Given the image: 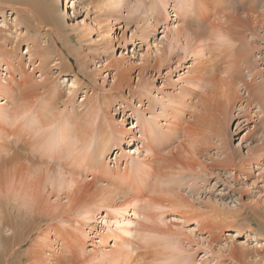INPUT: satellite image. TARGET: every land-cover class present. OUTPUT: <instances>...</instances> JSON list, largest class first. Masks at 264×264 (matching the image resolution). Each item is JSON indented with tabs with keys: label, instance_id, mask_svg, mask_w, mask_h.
I'll return each mask as SVG.
<instances>
[{
	"label": "rangeland",
	"instance_id": "1",
	"mask_svg": "<svg viewBox=\"0 0 264 264\" xmlns=\"http://www.w3.org/2000/svg\"><path fill=\"white\" fill-rule=\"evenodd\" d=\"M92 2L55 0L57 33L50 0H27L16 11L0 12V55L13 49L17 67L10 78L15 97L0 116L1 157L38 160L43 165L30 167L35 177L55 179L61 172L73 183L67 202L66 189L35 180L32 207H20L30 232L19 237L9 264H97L91 259L102 248L118 251L114 228L103 229L100 219L113 208L99 210L92 221L83 215L86 207L104 203V187L116 193L112 199L105 190L114 208L122 199L140 200L141 192L140 207L145 192L148 201L163 194L145 225L133 217L131 232L121 234V242H132L136 264H264V105L255 95H264V0H115L105 9L101 0ZM233 72L241 83L236 93L251 107L245 99L232 102L235 89L226 75ZM245 81H252L251 90ZM29 95L31 105L23 101ZM231 103L235 108L226 112ZM10 114H20L15 126ZM40 115L51 121L45 136L36 130ZM65 118L78 120L86 141H51ZM103 129L114 139L100 155ZM218 132L224 141L215 138ZM39 136L46 147L35 149ZM65 148L78 156L65 160ZM81 153L85 159L77 161ZM124 169L131 179L120 183L117 171Z\"/></svg>",
	"mask_w": 264,
	"mask_h": 264
},
{
	"label": "bare ground",
	"instance_id": "2",
	"mask_svg": "<svg viewBox=\"0 0 264 264\" xmlns=\"http://www.w3.org/2000/svg\"><path fill=\"white\" fill-rule=\"evenodd\" d=\"M4 1V0H3ZM2 1V2H3ZM23 1H26L27 2V0H6L5 2H10L9 4H8V7H6V6H4V5H2L3 3L2 2H0V12H1V14H3L4 13V8H9V9H11L12 11H16V5L17 4H21V3H23ZM59 1V0H58ZM75 1V0H74ZM76 1H78V0H76ZM85 2L86 3H91V4H94V2H92V0H85ZM99 2H100V0H99ZM114 2H115V0H101V3H102V5H103V8L105 9L106 7H110L112 4H114ZM250 2H252V0H250ZM50 3L51 4H49L50 6H52L53 8H55V10L54 9H51V7L49 8V9H51V10H53V11H51V12H53V14L54 15H56V19L54 20V17H50V22H51V24H52V27L54 28L53 30H54V32L55 33H57V30H58V27L60 26V23H59V21H58V19H59V17H58V11H56V3H55V0H50ZM45 4H47V3H45ZM44 4V5H45ZM90 5V4H89ZM46 6V5H45ZM48 6V5H47ZM173 8H174V4H173V6H172ZM18 10V9H17ZM47 11H48V9H47ZM60 11V10H59ZM178 11V10H177ZM176 11V12H177ZM50 12V13H51ZM52 14V13H51ZM177 14V13H176ZM227 18V17H226ZM229 18V17H228ZM239 19H240V17H238ZM253 18V17H252ZM255 18V17H254ZM253 18V19H254ZM37 19V18H36ZM53 19V20H52ZM218 19V18H217ZM245 19H250V18H245ZM53 21H54V23H53ZM241 22V21H240ZM246 22H247V20H246ZM249 23V22H248ZM177 30V29H176ZM53 32V33H54ZM178 33V32H177ZM173 34H174V32H173ZM178 35H179V33H178ZM222 35V34H221ZM174 36H175V34H174ZM176 36H177V34H176ZM225 36V35H224ZM244 36V35H243ZM16 37H17V35H16ZM224 39V38H223ZM223 39H220V40H223ZM209 40V39H208ZM219 40V41H220ZM210 41V40H209ZM221 42V41H220ZM220 42H219V44H220ZM229 43V42H228ZM26 45H27V47H26V52L27 53H30V48H29V46H30V44L29 43H26ZM247 45H249V44H247ZM219 46V45H218ZM250 46V45H249ZM211 47V46H210ZM216 48V47H215ZM11 49V48H10ZM16 49V48H15ZM242 50H244V48H242ZM5 51H7L6 52V54H7V56L5 57V56H1L0 55V116L3 118V117H5L6 116V111H8V110H6L7 108H8V106H10V105H8L9 104V100L10 99H12L11 98V95L12 96H14L15 97V95H13L14 94V92H15V90L13 89V87L11 86V80L12 79H10V78H12V72L17 68L16 66H15V62H14V59H11V57H12V55L14 54V50L12 49V50H5ZM211 51V50H210ZM220 51V50H219ZM223 51H224V49H223ZM241 51V50H240ZM209 53H212V52H209ZM244 54V53H243ZM246 54V53H245ZM31 55V54H30ZM30 55H29V57H30ZM210 55V54H209ZM212 55V54H211ZM210 55V56H211ZM218 55V54H217ZM14 56V55H13ZM219 56V55H218ZM242 56L243 55H241V54H239V58H242ZM224 57V56H223ZM237 57V56H236ZM238 58V57H237ZM12 60V61H11ZM240 61V60H239ZM237 63V62H236ZM19 64V63H18ZM227 65V64H226ZM231 69V67L229 68V69H225V70H230ZM216 70V69H215ZM239 70H241V68H238V70L236 71V73L237 72H239ZM207 71V70H206ZM227 71H224L225 73H227ZM233 71V70H232ZM235 72H233V73H228V75H226V76H228L229 78H230V84H232L233 85V88L235 89L234 91H233V100H232V102H234L236 99H238V102H240V101H242L243 99H245L243 96H238V93H236L237 91L239 92V90L238 89H240V87L238 88V86H240L241 85V83L238 81V80H235V78L234 77H236L235 76V74H236ZM215 74V73H214ZM238 75H240V74H238ZM225 76V77H226ZM223 78V77H222ZM241 78V77H240ZM219 79V78H218ZM225 79V78H224ZM221 80V78L219 79V80H217L218 81V84H221V83H219V81ZM225 81V80H224ZM226 82H228L229 83V81L227 80ZM237 82L238 83H240V85L239 84H237ZM227 83V84H228ZM198 84V83H197ZM206 84V83H205ZM222 84H223V81H222ZM252 84V81L251 82H247V81H245V82H243L242 83V85H244V87H245V90L246 91H249V90H251L253 87V85H251ZM226 85V84H225ZM212 86H213V84H212ZM220 86H222V85H220ZM220 86L218 85V89L219 90H221L222 88H220ZM226 87H227V85H226ZM225 87V88H226ZM228 87H229V84H228ZM213 88V87H212ZM231 87H229L228 89H230ZM256 88H257V86H256ZM259 88V87H258ZM223 89H224V87H223ZM13 90H14V92H13ZM225 90V89H224ZM254 90V89H253ZM30 91V90H29ZM231 90H229V92H230ZM223 92V91H222ZM227 92H228V90H227ZM13 93V94H12ZM240 93V92H239ZM224 94H225V92H224ZM236 94V95H235ZM28 95V94H27ZM255 95H257L256 97H257V99L258 100H260L258 103H260V105L262 104V105H264V95H262V94H255ZM19 96H21V95H19ZM254 96V95H253ZM22 97V96H21ZM21 97H20V99H21ZM29 97H30V95L28 96V98H26L25 99V97L23 98L24 100L23 101H25L26 100V102H27V99H29ZM232 97V96H231ZM252 97V96H251ZM229 100V99H228ZM2 101V102H1ZM15 100H13V102H14ZM22 101V100H21ZM201 101V100H200ZM12 102V101H11ZM29 102H30V100H29ZM32 102V101H31ZM31 102H30V104L28 103H25V104H27V105H31ZM231 102V101H230ZM237 101H235V103H236ZM245 102H246V106L248 107V106H250L251 107V104H250V102H249V100H247V99H245ZM14 103H16V102H14ZM17 104V103H16ZM15 104V105H16ZM234 104V103H233ZM232 103L230 104V106H229V109L227 110V108H226V112L227 111H231L232 109H234L235 108V106L233 105ZM11 105L13 106L14 104H12L11 103ZM18 105V104H17ZM22 103L19 105V107L21 108L22 107ZM44 105V104H43ZM14 107V106H13ZM23 107H25V106H23ZM31 107V106H30ZM233 107V108H232ZM15 108H17V107H15ZM28 108V107H27ZM27 108H23L24 109V112L25 111H27ZM50 108V107H49ZM259 108V107H258ZM42 109V108H41ZM6 110V111H5ZM35 110V109H34ZM20 111H22L21 113H23L24 114V112H23V110H19V112ZM40 111V110H39ZM45 111V110H44ZM9 112V111H8ZM18 112V111H17ZM48 112V111H47ZM26 113V112H25ZM28 113V112H27ZM38 113V112H37ZM49 113H50V117H53V114H52V112H50L49 111ZM48 113V114H49ZM8 114V113H7ZM14 114V113H13ZM30 114V113H29ZM9 115V114H8ZM11 115V114H10ZM20 115V114H19ZM19 115H11V117L13 116L14 117V119H13V124L15 123V120H17L18 118H19ZM43 115V114H42ZM44 115H45V113H44ZM84 115V114H83ZM41 116V115H40ZM71 116V115H70ZM68 117H69V115H68ZM72 117V116H71ZM74 117V116H73ZM79 116H77V118H78ZM41 118H42V116H41ZM21 119H23V118H21ZM26 119H27V117H26ZM37 118H35V120H36ZM43 120H39L38 122H37V132L39 133V131L41 132L40 133V136H42V135H44L45 133H47V132H45L46 130H49V129H47V128H49L50 126H51V121H50V119H48V118H46V117H44L43 116V118H42ZM53 119V118H52ZM57 119V118H56ZM70 118H65V122H63V125H61L60 124V128H58L57 130L58 131H55V132H57V133H55V135L54 134H50V135H54L53 136V138L52 137H50L51 138V141L52 140H54V141H52V142H60V144L61 143H64V142H66L65 144H68L69 146H71L72 145V140H74L77 144H78V142L80 143V142H82V140H83V142L84 141H86L85 140V137H84V132L83 131H81L79 128H80V125H79V123L78 124H76V122H78V120H76V122L74 123V121H75V119L74 120H69ZM72 119V118H71ZM34 120V119H33ZM58 120V119H57ZM261 120L264 122V118H261ZM58 121H61V120H58ZM121 121V120H120ZM137 121L138 120H136V123H137ZM36 122V121H35ZM55 123V122H54ZM58 124V123H57ZM167 124H170V123H167ZM166 124V125H167ZM3 125H5V124H3ZM8 125V124H7ZM11 125V124H10ZM9 125V126H10ZM21 125V124H20ZM166 125H164L165 126V129H167L166 131H168V129L170 130V128L168 127V126H166ZM170 125H173V124H170ZM12 126H15V124L14 125H12ZM11 126V127H12ZM59 126V125H58ZM137 126V125H136ZM1 127V126H0ZM16 127H17V125H16ZM36 127V126H35ZM109 127V126H108ZM107 127V128H108ZM120 129H121V127L119 128V131H120ZM0 131H3V130H0ZM175 131V130H174ZM117 132H118V130H117ZM123 132V131H122ZM122 132H120V133H122ZM7 133H8V131H7ZM54 133V132H53ZM9 134V133H8ZM11 134V133H10ZM100 134H101V141H100V148L99 149H102L101 151H100V155H103L106 151H108L109 150V148H108V145H109V143H110V141L112 140V139H114V137L113 136H111L110 135V133H109V130H105V129H103L101 132H100ZM34 135V134H33ZM46 135V134H45ZM44 135V136H45ZM13 136H14V134H13ZM23 136V135H22ZM38 136V135H37ZM39 136V137H40ZM116 136V135H115ZM67 137H69L68 138V140L66 141V139H67ZM96 137V136H95ZM94 137V138H95ZM188 137V136H187ZM1 138V137H0ZM2 138H3V135H2ZM1 138V139H2ZM37 138L38 137H35L34 138V142L37 140ZM41 138V140H42V137H40ZM118 138V137H117ZM215 138H219L220 140H222V141H224V132H218V133H216V135H215ZM21 139V138H20ZM16 140V139H15ZM22 140V139H21ZM99 140V139H98ZM120 140V139H119ZM23 141V140H22ZM46 141V140H45ZM34 142H32V144L30 145L33 149L32 150H35V149H39V147L40 148H42V147H46L45 146V143H44V141L42 140V141H38L39 143H38V145H34L33 143ZM47 142H48V140H47ZM75 142H73V143H75ZM4 143V142H3ZM36 143V142H35ZM50 143V142H49ZM99 143V142H98ZM26 144V143H25ZM64 144V145H65ZM83 144V143H82ZM81 145V144H80ZM2 146L4 147V145L2 144V145H0V152H4L5 153V147H4V149L2 148ZM34 146H35V149H34ZM26 147V146H25ZM263 147H264V143H263ZM9 148V147H8ZM7 148V149H8ZM67 149H68V147H66ZM65 148V149H66ZM81 147H79V149H80ZM6 149V150H7ZM65 150V152H64V155H65V157H64V155H63V157L65 158V160H66V156H68V158H67V160L68 159H70V160H74V158H76V156L75 155H77L78 156V153L76 152V153H74L75 152V150H73V149H71V151L70 150ZM138 149V148H137ZM136 149V150H137ZM12 150V149H11ZM74 151V152H73ZM28 152V151H27ZM45 152V151H44ZM147 152H149V151H147ZM52 153V152H51ZM139 153V152H138ZM2 154V153H1ZM0 154V264H9V258L8 257H10L11 255H14V256H16L17 255V247H18V244H19V242L20 241H18V240H21V239H19V237H25L26 236V234L28 235L29 234V232L30 231H28V223H26L24 220H22L23 218H24V211L23 210H20V207H27V208H31L32 207V205H33V202L35 201V198H34V189H35V180H39L41 183H42V185H43V181H45V182H47V181H49L48 183H50L51 185H53L52 187H54L55 189H59L58 190V192H60L61 190H63V189H66L65 190V192H67V193H65L64 192V198L67 200V202H69L68 200H69V198H67L68 197V191H70L71 189L70 188H72L71 186H73V183L71 182V180H69L68 178H65V176H66V174L65 175H63L64 173H61V172H59V176H57V178H53V176L52 177H50V178H48V176H44V177H42V178H40V177H35L34 176V173L36 174V172H33V170H31L30 169V167L32 168V166L34 165V163L36 164H39V165H43V163H39V161L37 160V161H35V160H31L30 158H26L29 162L28 163H26L27 161H26V159H25V157H24V155H19V154H16V153H13V154H11L10 156H8L7 157V159H5L4 157H5V155H4V157L2 158L1 155ZM28 154V153H27ZM29 154H30V152H29ZM75 154V155H74ZM84 154V153H83ZM86 154V155H85ZM85 154L83 155L84 157H86L87 155H88V153H87V151L85 152ZM82 153L80 154V157L81 158H79V160H77V161H83V159H85V158H83L82 156ZM99 155V156H100ZM75 156V157H74ZM145 156V155H144ZM26 157H27V155H26ZM77 158V159H78ZM89 159V158H88ZM152 159V158H151ZM171 159V158H170ZM59 160V159H58ZM76 160V159H75ZM173 160L174 159H172L171 160V162H173ZM22 163H21V162ZM76 161V162H77ZM85 161V160H84ZM34 162V163H33ZM166 162H167V160H166ZM170 162V161H169ZM68 164V163H67ZM80 164V163H79ZM85 164V163H84ZM87 164V163H86ZM150 164V163H149ZM173 164V163H172ZM78 165V164H77ZM81 165H82V163H81ZM153 165V164H152ZM151 165V166H152ZM170 165V164H169ZM35 166V165H34ZM173 166H175L174 164H173ZM172 166V167H173ZM36 167H38L37 165H36ZM46 167H48L47 165H46ZM82 167V166H81ZM73 168V167H72ZM88 168V167H87ZM108 168V167H107ZM110 168V167H109ZM34 169H36L35 167H34ZM90 169V168H89ZM105 169V168H104ZM129 169V168H128ZM140 169V168H139ZM174 170V169H173ZM43 170H41V172H42ZM106 171V170H105ZM109 171V170H108ZM107 171V172H108ZM140 171V170H139ZM142 171V170H141ZM140 171V172H141ZM175 171H177V170H175ZM41 172H39V173H41ZM134 172V171H133ZM148 172V171H147ZM38 173V172H37ZM38 173V174H39ZM46 174V173H45ZM82 174V173H81ZM110 174V173H109ZM169 174V173H168ZM184 174V173H183ZM108 175V174H107ZM112 175V174H111ZM132 174L130 173V170H126V169H124L121 173L119 172V171H117V177H118V179H119V182L121 181V180H125L126 179V181L128 180V178H130V176H131ZM161 176H163V175H161ZM73 177H75V176H73ZM71 178H72V176H71ZM49 179V180H48ZM75 180H77L76 179V177L74 178ZM131 179V178H130ZM140 179V178H139ZM72 180H73V178H72ZM74 180V181H75ZM84 180V179H83ZM132 181V180H131ZM131 181H129V182H131ZM76 182H78V180L76 181ZM80 182H82V181H80L79 180V183ZM83 184H84V182H82ZM121 183V182H120ZM122 183H126V182H122ZM75 184V183H74ZM89 184V183H88ZM128 184V183H127ZM90 185V184H89ZM157 185V184H156ZM118 186V185H117ZM44 187V186H43ZM83 187V186H82ZM87 187H88V185H87ZM90 187V186H89ZM102 187H104V186H102ZM101 187V188H102ZM123 187V186H122ZM134 187V186H133ZM143 187V186H142ZM91 188V187H90ZM104 189V190H103ZM103 189H101V190H103L101 193H99V194H101V199H102V197L104 196V199H100L99 198V200H95L94 202H98L99 201V203H102V202H104L103 204H100V205H97V206H95L94 208L93 207H86L85 209H84V212H83V215H85V220L86 221H92V220H94V218H97V215L99 214V210H102V211H104L106 208H113L111 211H109L108 213H107V219H104V217H102V218H100L101 220H104L103 221V229H106V230H109L110 228H114L113 229V232H114V245H118V246H116L115 248H117L118 247V251H117V249H114V250H105L104 251V248H102L101 250H99L95 255H93V257H92V259L91 260H93V261H95L97 264H127V262H129L130 260L133 262V264L135 263L136 264V262H137V260L135 259L134 260V258L133 259H130V258H132V255H133V252H132V250H129L128 249V247H130L131 246V244H132V242L131 243H129L128 242V239H127V241L126 242H121L122 241V233H126V234H128V233H130L131 232V230H130V226L134 223V221L132 220V218L133 217H136V218H139V220L141 221V220H143V222H141V224L143 223V225H145L144 224V222H146V221H148V216L147 215H150V213H148L149 212V210H150V212H151V210H157V209H159L158 207H161L162 205H158L157 204V200H160L159 198H161L162 197V195L160 196V197H156L157 198V202L154 200L155 199V197H152V198H154L153 200L152 199H149V201H148V198H147V196L145 195V193H144V196L146 197L145 199H146V202L147 203H144L145 202V199H144V201H143V207H140V203L139 202H141L140 200H142V192H141V198H140V200H137V196L135 195V197H136V199L134 198V200H132L131 198L128 200V201H124V199H122L118 204H117V207H113V206H115L114 204H113V202H112V199H114L113 197L115 196V194L113 193H110L111 191H110V189L109 188H106L105 189V187L103 188ZM107 189H109V190H107ZM114 189V188H113ZM131 189V188H130ZM108 192V193H110L111 195H112V199H111V202H109L110 200L109 199H105V197L107 196V193H105L106 191ZM132 190V189H131ZM133 190L134 191H137L135 188H133ZM158 190V189H157ZM169 190V189H168ZM124 191V190H123ZM126 191V190H125ZM104 192V193H103ZM168 192V191H167ZM148 193V192H147ZM164 193V192H163ZM171 193V192H170ZM174 193V192H173ZM110 194L108 195V197H106V198H109L110 197ZM140 194V193H139ZM165 194H167L166 192H165ZM175 194H178V192H176ZM175 194H173V197L175 196ZM106 195V196H105ZM56 196H58V194L56 195ZM99 197H100V195H99ZM131 197V196H130ZM164 197H165V195L163 196V199H164ZM169 197V196H168ZM173 197H170V199L172 198L173 199ZM176 197V196H175ZM174 197V198H175ZM179 198H180V196H178ZM58 199V198H57ZM126 199V198H125ZM139 199V198H138ZM166 199V198H165ZM107 200H109L108 202H107ZM131 200V201H130ZM152 200V201H151ZM168 200V199H167ZM137 201V202H136ZM163 201H165L166 202V200H163ZM179 201V200H178ZM173 202V201H172ZM180 203H181V201H179ZM57 204H58V202H56ZM166 203H168V201L166 202ZM170 203V202H169ZM174 203V202H173ZM163 204V203H162ZM165 205V204H164ZM163 205V206H164ZM168 205V204H167ZM185 205V204H184ZM170 206V205H169ZM174 206V205H173ZM15 207V211L13 210V208ZM180 207V206H179ZM10 208H12L10 211H9V209ZM122 210V211H121ZM141 210V211H140ZM153 211H152V213H153ZM163 211V210H162ZM158 212V211H157ZM101 213V212H100ZM124 213V214H123ZM129 213H131L130 214V216H129V218L128 219H126L125 217V215H127V214H129ZM148 213V214H147ZM155 215V214H154ZM153 215V217H152V219H150L151 221L153 220V218L155 217V216H159V215H161L160 213L159 214H157L156 213V215L154 216ZM164 215V214H163ZM157 217H156V219H157ZM162 219V218H161ZM185 219V218H184ZM64 221V220H63ZM139 221V222H140ZM101 222V221H100ZM63 223H65V222H63ZM87 223V222H86ZM67 223H65V225H66ZM69 224V223H68ZM172 224H174V223H172ZM69 225H71V224H69ZM111 225V226H110ZM135 225V224H134ZM136 226H138V225H136ZM148 225H146V226H144V227H147ZM132 227V226H131ZM159 227V226H158ZM167 227V226H166ZM97 228H99V226H97ZM134 228H135V226H134ZM138 228V227H137ZM134 229L133 230V232H135V233H138L139 235L141 234L140 233V231H138V229ZM140 228V227H139ZM157 228V227H156ZM64 229H66V228H64ZM142 229H145V228H143V226L140 228V230H142ZM101 230V229H100ZM99 230V231H100ZM146 230H147V228H146ZM153 230V229H152ZM159 230H162V229H160L159 228ZM11 232L10 233V235H8V236H6V234H5V232ZM63 231H66V230H63ZM149 231V230H148ZM156 231H157V229H156ZM167 231V230H166ZM22 232H24V233H22ZM160 232V231H159ZM135 233H134V236H135ZM172 234H174V233H172ZM137 235V234H136ZM142 235V234H141ZM85 236H86V234L84 233L83 234V237L82 238H85ZM133 236V235H132ZM138 237V236H137ZM22 239H24V238H22ZM143 238H141V240H142ZM25 240V239H24ZM46 240L47 241H49V240H51V236H50V231H49V233L47 234V236H46ZM23 242V241H22ZM149 244V243H148ZM122 245V246H121ZM135 246V245H134ZM120 247V248H119ZM151 247V246H150ZM153 248V247H152ZM239 249V248H238ZM241 249V248H240ZM116 250V251H115ZM136 250V249H135ZM146 250V249H145ZM148 250V249H147ZM162 250V249H161ZM143 252V251H142ZM155 252V251H154ZM161 253H163V252H161ZM141 258V257H140ZM155 258V257H154ZM21 261V260H20ZM151 262V261H150ZM18 263H20V262H18ZM153 264V263H152Z\"/></svg>",
	"mask_w": 264,
	"mask_h": 264
},
{
	"label": "snow or ice",
	"instance_id": "3",
	"mask_svg": "<svg viewBox=\"0 0 264 264\" xmlns=\"http://www.w3.org/2000/svg\"><path fill=\"white\" fill-rule=\"evenodd\" d=\"M183 6H186V5H182V7H183ZM121 211H122V210H121Z\"/></svg>",
	"mask_w": 264,
	"mask_h": 264
}]
</instances>
